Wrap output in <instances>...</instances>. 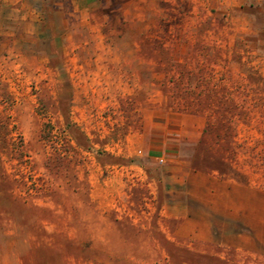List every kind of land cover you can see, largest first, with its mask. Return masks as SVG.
Masks as SVG:
<instances>
[{"label":"rangeland","instance_id":"1","mask_svg":"<svg viewBox=\"0 0 264 264\" xmlns=\"http://www.w3.org/2000/svg\"><path fill=\"white\" fill-rule=\"evenodd\" d=\"M145 110L203 114L180 156L264 218V0H0V264H264L254 219L179 229L165 164L123 154Z\"/></svg>","mask_w":264,"mask_h":264},{"label":"crops","instance_id":"2","mask_svg":"<svg viewBox=\"0 0 264 264\" xmlns=\"http://www.w3.org/2000/svg\"><path fill=\"white\" fill-rule=\"evenodd\" d=\"M143 129L126 135L124 155L136 152L137 156L151 159H163L165 164L162 170V178L169 177V186H177L181 192L185 215H181L179 229L188 223V206H196L199 219L206 231L209 226L200 208L212 206L218 208L217 222L219 230L233 234L235 239L242 240L238 227H249L254 219L256 223L264 225L261 214L253 216L252 206L259 203V194L251 187L225 180L214 174L193 170L188 161L180 156L179 147L184 143L198 141L205 129L206 118L200 113H184L172 111H143ZM142 169V166H138ZM236 248L241 245L236 243Z\"/></svg>","mask_w":264,"mask_h":264},{"label":"trees","instance_id":"3","mask_svg":"<svg viewBox=\"0 0 264 264\" xmlns=\"http://www.w3.org/2000/svg\"><path fill=\"white\" fill-rule=\"evenodd\" d=\"M196 156H197L196 158H198V155H196ZM192 165H193V167H192L193 170H198L197 160L196 161L194 160Z\"/></svg>","mask_w":264,"mask_h":264},{"label":"built area","instance_id":"4","mask_svg":"<svg viewBox=\"0 0 264 264\" xmlns=\"http://www.w3.org/2000/svg\"><path fill=\"white\" fill-rule=\"evenodd\" d=\"M158 161H159L160 163H162L164 160L160 158Z\"/></svg>","mask_w":264,"mask_h":264}]
</instances>
